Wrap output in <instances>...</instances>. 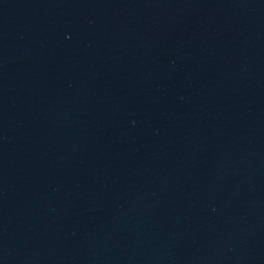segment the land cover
Here are the masks:
<instances>
[{
  "label": "water",
  "instance_id": "95a60500",
  "mask_svg": "<svg viewBox=\"0 0 264 264\" xmlns=\"http://www.w3.org/2000/svg\"><path fill=\"white\" fill-rule=\"evenodd\" d=\"M0 264H264V0H0Z\"/></svg>",
  "mask_w": 264,
  "mask_h": 264
}]
</instances>
